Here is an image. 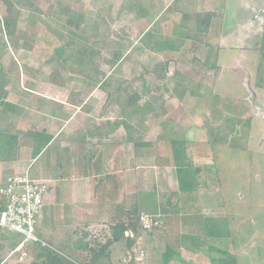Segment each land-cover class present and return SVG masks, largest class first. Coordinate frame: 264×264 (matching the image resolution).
Here are the masks:
<instances>
[{"label":"crops","instance_id":"0c3cea01","mask_svg":"<svg viewBox=\"0 0 264 264\" xmlns=\"http://www.w3.org/2000/svg\"><path fill=\"white\" fill-rule=\"evenodd\" d=\"M260 3H243L260 11L231 14L228 0L133 1V8L140 4L149 9L148 14H136L129 21L146 26L139 40L146 38L152 81L111 82L112 67H82L81 79L75 80V67H68L73 60L63 64L55 56L54 61L65 66L57 75L49 77L47 68L36 67L31 77L26 67L25 73L19 72L28 80L17 82L7 75L11 67L0 65V135L8 137V143L5 139L0 143V185L27 169L34 179L50 185L37 225L38 234L46 238L37 235L47 246L71 261L92 263V247L99 246L97 243L104 246L112 239L113 228L123 219L127 221L128 211L135 208L141 214L157 215L160 224L152 231L140 227L126 230L108 250L103 247L101 263L140 264L134 252L140 247L142 264H164L166 258H170L168 264H221L222 259L229 260L222 253L234 255L236 264H245L240 262L245 248L235 250L232 236L235 217L244 215L235 211L234 194H223L213 166L214 147L220 145L207 138L231 130L213 129L217 125L213 120L202 130L194 121L187 123L202 117L196 109L201 101L209 103L210 112L215 110L212 98L222 95L213 92L217 68L245 67L250 55L260 52L257 45L246 49V54L233 51V58L219 51L223 46L233 50L228 40L243 28L249 36L264 34ZM63 6L73 9L70 3ZM198 15L207 16L205 32L197 26ZM232 22L242 24L225 33ZM139 45L133 48L142 50ZM118 52L121 58L117 64L131 49ZM93 71L99 75L94 73L90 79ZM243 100L251 112L254 101ZM187 105H193L190 111ZM233 118L228 115L224 119ZM158 119L159 125L155 123ZM39 133L51 140L34 155L33 137ZM14 135L18 138L10 145ZM173 140L186 142L184 161L197 172L186 185L180 181ZM140 143L144 146L139 147ZM225 198L233 203L232 209ZM149 204L151 210H147ZM228 211L233 217L226 221L221 215H229ZM219 220L222 226H229L223 229L228 234L212 236L208 230L218 232ZM49 237L54 241L51 245ZM4 238L15 245L9 232L0 229V264H15V256L8 258L10 250L2 254L6 247L11 248Z\"/></svg>","mask_w":264,"mask_h":264},{"label":"rangeland","instance_id":"374dc122","mask_svg":"<svg viewBox=\"0 0 264 264\" xmlns=\"http://www.w3.org/2000/svg\"><path fill=\"white\" fill-rule=\"evenodd\" d=\"M10 1L13 2V8L11 9L13 16L11 17L7 13L9 4H7L5 0H0V17L2 23H4L6 18L13 19L14 16H17L18 24L15 33L9 34L7 29L3 26L0 29V41L4 39L6 45L5 49L0 48V65H2L1 67H11L10 69H12V72L7 73V75H9L8 77L13 76L15 81L19 82L20 80L27 78L26 75L22 78L19 69L21 71L24 70L25 73V69L29 68L30 72L28 74L31 76L33 72L31 70L33 68L45 67V69L47 68L46 75H49V77L57 75V72L61 70V67L65 66L62 63L54 61L55 49L73 39V34L69 33L72 28L75 32L80 34L78 36L79 39L77 38V49L79 48L78 45L86 42L91 47L100 50V54L95 56L96 60L93 58L95 65L98 64L99 66L101 64V67H106L107 69L112 67L110 70L111 72L109 71L111 73L109 76L111 82L119 80L132 81L133 79L153 80L154 74L152 71L148 70L150 62L149 58H151V56L147 50H145L148 46L146 44V38L144 41V37L139 40V37L146 26L141 23L131 24L129 21L138 14L139 11L140 13L138 16H141L149 9L140 4L133 8L132 4L135 0ZM242 1L247 4L259 3V1H261L259 7L264 8V0ZM67 3L73 5V9H70L71 11H74L75 13L77 12L76 15H74L75 18H77L79 14L84 15V21H82L79 28H77V25H73V27L71 26V28H69V24L66 23V20L71 17V13L67 12V8L63 6ZM243 3H238V0H228L227 9L231 14L234 12H240V14H242L246 11L251 12L253 9L257 10L256 7L251 6L250 8L247 4L244 5ZM239 24L242 23H229L226 25L225 33L231 30L235 31L241 26ZM162 31H164L163 28ZM243 31L244 28L241 31H237L236 36L233 39L228 40V42L233 44V50L223 46L219 47V51H223V53L227 52L226 55L228 57L232 56L233 58V55H235L233 51L237 50L239 53H244L246 49H251V46L253 47L257 45L260 52L254 51L250 55V58H248L249 62L243 63L245 67L229 66L217 68V73L212 77V85L214 87L213 92L227 96L226 98L228 99H236L237 101L247 98L250 103L254 101L252 111L243 112L242 114L244 117L240 114L241 117H234V120H226L221 117H223L222 112L228 113L226 110L228 105L222 109V112L221 109L212 110V112H210L208 109L210 108L209 103L201 101L198 106H195H197L196 109L202 117L196 118V120H189L187 125L190 124L189 122L194 121L196 126L202 130L206 129L208 123L210 124L213 120V122L218 125L213 126V129L219 126L222 127V130L224 127H228L233 131L235 129V131L227 137V144H232L233 141L235 143L233 136L237 134L239 129L240 132H242V130L245 132V130L248 129V127H246V122L250 121V129L248 132L244 133L245 135H248V139L246 138L247 141H244V143H237L240 144V147H246V149H238L231 145H227L225 144V139H216V136L214 135L207 138L209 140H215V142L217 141L220 145L214 147L213 152L215 154V159L213 160V166L217 173L216 176H218L221 181L220 186L223 189V194L229 192L235 196V205L225 198L227 203L230 202V206L228 204L227 206L232 209L233 205L237 213L244 215V217L236 216L235 221L233 222L234 233L232 236L235 240V247L237 248L235 250L242 251V248H245V255H243V253L241 254L240 262L245 264H264V111L260 109V107H264V62H262V58H264V34L257 33L254 36H249ZM26 40L32 47H30V45L29 47L24 46L23 43ZM218 43L219 46L220 44L222 45V42L218 41ZM138 44H140L139 48H142V50L133 48ZM121 48H123L125 52L131 49V52L129 54L126 53L128 55L125 56L119 64L113 63L112 55ZM74 49L75 53H77V49ZM71 52V49H69L68 53ZM246 53L247 52L244 54ZM89 57L90 55L88 58ZM223 58L224 57H222V59ZM212 59H214V57H212ZM212 59L210 58V62H212ZM159 61H161L160 58ZM255 61L256 63L252 64ZM95 65L90 64L86 66L77 61L76 63H69L68 67H73L72 69L75 67L76 70H73L75 73L74 77L75 80H79L82 76V67H95ZM139 67L141 68L139 69ZM91 70L93 69L91 68ZM89 76L90 79H94L93 73L89 72ZM155 77V79L162 82V78ZM231 101L232 102H229L227 100L228 103H234L233 100ZM187 107H189L187 110L190 111V108L193 107V105H187ZM240 107L242 108V106ZM247 118L251 119L246 120ZM158 120L159 121H156L155 123H158L159 125L161 120ZM187 127L190 129L192 126ZM153 138L154 137H152V139ZM236 138H238V141L240 139L241 141L245 139L241 135ZM224 144L226 146H222ZM212 158L213 156L211 159ZM141 186H143L142 183ZM150 201V203L155 204V201ZM148 206L149 209L147 210H151L152 205L149 204ZM228 213L229 215H221L226 221L233 217V214L230 211H228ZM58 222H54V226L55 224H58ZM228 228V225L222 226V229L224 230ZM7 231L9 232L10 237L15 241V246L10 244L11 240L9 238L8 240H5L6 238H4L3 240L6 245L11 247H6L4 249L2 252L4 255L8 254L9 250L11 251L14 249L22 240L20 234L10 230ZM38 235L46 238L43 233H41V235L39 233ZM50 239L51 237L47 238V242L49 244L54 243L53 239ZM24 249L28 255L24 260H19V257L15 256L17 260L16 263L18 264H29L39 252L35 243H29ZM63 252L66 251L63 249ZM134 252L137 257H135V259L140 260L139 262L142 264L141 259L144 258L142 249L137 247ZM17 255H19V253H17Z\"/></svg>","mask_w":264,"mask_h":264},{"label":"trees","instance_id":"16d2710c","mask_svg":"<svg viewBox=\"0 0 264 264\" xmlns=\"http://www.w3.org/2000/svg\"><path fill=\"white\" fill-rule=\"evenodd\" d=\"M5 2L7 4H9V7L7 9V13L11 17V16H13L12 15L13 12L11 11V9L13 8L12 7L13 2L10 0L9 1L5 0ZM66 8H67L66 10H68L67 12L71 13L70 14L71 17L68 18V20H66V23L69 24L68 27L71 28V26L73 27V25H77V28H79L80 25L82 24V21H84V15L79 14L78 17L75 18L74 15H76L77 12L75 13V12L71 11L72 9L70 10L68 7H66ZM147 11L143 15L148 14ZM139 13H140V11H139ZM8 15H7V17H8ZM204 17L207 18L206 15H198L197 16V18L199 19L197 26H198L199 30L202 32H205L206 30H208V26H209L208 22L206 21V19ZM17 24H18L17 16H14L13 19L6 18L4 20V23H2V19L0 17V29L2 26L5 27L9 34L15 33V29L17 28ZM69 33L73 34V39L67 43L62 44L60 47H57L55 49V56H57L62 61L63 64H68L69 60H73L74 63H76L78 61V62L83 63V65H86V66H88L90 64L95 65L94 59L96 60L95 56L97 54L98 55L100 54V50H98L94 47H91L86 42L78 45L79 48L77 49V44H78L77 38L80 34L75 32L73 30V28H72V30H70ZM70 37H71V35H70ZM23 44L25 47H29V45H30V43L28 41L27 42L25 41ZM5 46H6L5 41L4 40H2V42L0 41V48L3 49ZM30 47H32V46L30 45ZM74 48L77 49V53H75ZM69 49H71V51H72L71 53L67 52V51H69ZM89 55H90V57L88 58ZM120 57H121V52L116 51L112 55V60L114 61L113 63L117 64ZM51 62H53V61H51ZM262 62H264V58H262ZM262 62H260V63H262ZM95 67H101V64L99 66L97 64V65H95ZM92 73L94 74L95 72L93 71ZM95 74L99 75V72H96ZM103 74L104 73H102V75ZM259 80H260V78H259ZM226 97L227 96L216 95L212 98V105H213V108H215V110L221 109V112H222V109L226 105H228L226 107L227 108L226 110L228 111V113L222 112L223 117H221V118H225V116H228V115H232L233 117H241L240 114L247 111V101L240 100V102H236V99H228ZM227 100L229 102H232L231 100H233V101L235 100V101H234V103H227ZM237 101H239V100H237ZM240 106H242V108ZM260 109L262 111H264V107H260ZM242 117H243V114H242ZM249 119H251V118H247L246 120H249ZM219 120H222V119H219ZM228 120H232V119H228ZM246 127H248V129H246L245 132L242 130V132H243L242 133V132H240V129H239L237 134L233 136V138H234L233 140H235V143L233 141L232 144H229V143L227 144V142H228L227 137L229 136V134L233 133L235 131V129H234V131L231 129V131H230L231 133H229V134L222 135L219 133L220 135L217 134L214 136H216V139L218 138L219 140L225 139V144H227V145H231V146L238 148V149H246V147H240L239 146L240 144H237L238 142L244 143V141L245 142L247 141L248 135H245L244 133L248 132V130L250 129V121L246 122ZM217 128L219 130H222L221 126H219ZM228 129H230V128H228ZM240 135L243 136L245 139H243L242 141L240 139L238 141V138H236V137L237 136L239 137ZM7 138H6V136L3 137L0 135V143H2L1 139L6 140ZM17 138L18 137H16V136L11 137V140L9 142L10 145H12ZM33 140H34L33 154L36 155L45 146L48 145V143L51 140V137L49 135H45L44 133H39L38 136L33 137ZM214 141L215 140H212V141H210V143L213 144V143H215ZM6 142H7V140H6ZM185 143L186 142L180 141V140H173L172 141L173 152H174L176 163H177V166L179 169L180 181H181L182 185H186V181L190 180L189 178L193 179V177H195L197 174V172H195L191 169V165L184 161L183 154H185L184 153L185 151L182 148L185 145ZM225 144L223 146H226ZM138 145H139V147L144 146L143 143H140ZM138 145H136V146H138ZM4 209H5V202L0 200V212L3 211ZM142 214L140 213L139 210H137L135 208L133 210L131 209L130 211H128L127 216H126L127 221H126V219H123V220L121 219L122 221L117 223V225L113 228V231H112V239H109V241L104 245L105 248H107V250H108L110 245H112L113 241H117V240L119 241L120 237L125 235L126 230L133 229L135 231L138 227L144 229L142 224H141V221H140L141 220L140 217ZM148 215L153 216L155 220H159V217L157 215H152V214H148ZM222 225H223V222L219 220V222L217 224V226L219 228L216 226L218 228V232L214 230L215 232L212 233V231L208 230V233L211 234L212 236L217 235V236H221V237L225 234L227 235L228 232L227 233L223 232ZM97 244L99 246H93L91 249V251L93 253V262L87 263V264H104V263L100 262L101 251L104 249L103 248L104 246H101L99 243H97ZM13 246H15V245H13ZM35 246L39 250V252L36 254L34 259L29 264H80L76 261L69 260L60 251L54 249L51 246H47V245L44 246L40 242H35ZM222 255H223V257L224 256L227 257L229 260L222 259L221 264H236V260H235L234 255H232V254L227 255V253H222ZM169 262H170V258H166L164 264H168Z\"/></svg>","mask_w":264,"mask_h":264},{"label":"built area","instance_id":"2783aa9c","mask_svg":"<svg viewBox=\"0 0 264 264\" xmlns=\"http://www.w3.org/2000/svg\"><path fill=\"white\" fill-rule=\"evenodd\" d=\"M49 189L48 183L34 179L28 169L11 176L6 184L0 185V200L5 202V209L0 212V229L22 236V240L9 252L8 258L17 256L19 260H24L28 255L24 247L29 243L47 245L38 237L37 225ZM140 219L147 231L154 230L160 224L159 220L148 214H142Z\"/></svg>","mask_w":264,"mask_h":264}]
</instances>
